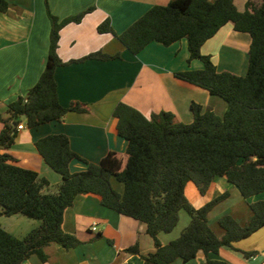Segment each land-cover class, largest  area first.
<instances>
[{"label": "trees", "instance_id": "obj_1", "mask_svg": "<svg viewBox=\"0 0 264 264\" xmlns=\"http://www.w3.org/2000/svg\"><path fill=\"white\" fill-rule=\"evenodd\" d=\"M8 0H0V13L8 11ZM51 23L48 58L37 83L25 96L11 103L7 117H1L0 130V218L22 215L39 225L18 238L0 223V264H23L32 256L44 261V248L56 243L74 248L80 240L63 230V215L78 196L95 195L101 205L145 224L154 251L140 255L138 245L126 250L140 255L143 264L188 262L203 253L206 264H228L211 260L221 248L248 238L264 227V199L249 203L251 218L245 225L230 215L219 218L223 235L218 236L208 223L209 212L228 197L224 193L200 208L185 195L191 182L204 195L218 176L225 177L245 199L264 193V0H247L240 11L235 0H170L154 5L121 34L116 35L109 19L98 26L99 33H112L134 55L152 42L170 46L187 41L188 64L200 60V70L174 73L177 79L207 90L223 99L227 108L222 116L192 103L193 121L182 123L172 112L161 111L150 117L133 106L119 102L113 115L117 134L126 141L124 156L109 152L99 163L75 153L65 134L39 138L35 148L44 162L61 176L52 186L38 172L17 165L9 153L18 136V125L29 128L62 121L69 111L87 112L86 104L74 101L60 104L54 77L58 66L67 64L58 56L61 29L79 23L85 12L60 20L47 9ZM248 33L251 43L244 76L217 70L203 44L224 25ZM101 52L70 62L87 59L109 60ZM80 161L85 168L72 172L70 165ZM123 186L118 192L112 184ZM190 218L180 236L162 244L160 233H170L179 222L180 211ZM245 257L254 253L243 252Z\"/></svg>", "mask_w": 264, "mask_h": 264}, {"label": "crops", "instance_id": "obj_2", "mask_svg": "<svg viewBox=\"0 0 264 264\" xmlns=\"http://www.w3.org/2000/svg\"><path fill=\"white\" fill-rule=\"evenodd\" d=\"M170 0H8L7 12L0 13V130L1 117H7L11 103L25 96L39 80L49 52L51 23L47 9L60 20L85 12L79 23H69L60 31L59 58L67 63L55 69L57 95L60 104L69 107L77 101L86 104L87 112L69 111L62 121L29 128L25 121L9 153L17 165L34 170L52 186L61 182L35 148V142L50 134H65L71 149L84 159L99 163L109 152L124 156L126 141L117 134V119L113 111L119 102L127 103L150 117L161 111L172 112L182 123L193 121L191 104L203 110L211 109L222 116L226 102L207 90L177 79L174 73L200 70V60L188 64L187 41L182 39L170 46L152 42L139 54H132L112 33H99L98 26L109 19L116 35L125 31L154 5H166ZM247 0H235L242 11ZM260 1V0H256ZM251 38L248 33L234 30L232 23L224 25L201 47L209 55L217 70L244 76L248 65ZM101 52L109 60L87 59L70 62ZM85 165L73 161L72 172ZM122 193L123 186L112 180ZM228 193L208 214V223L218 236L223 235L218 220L230 215L241 225L251 218L249 203L264 199V193L245 199L239 190L218 176L202 195L193 183L186 185L185 195L191 205L200 208L214 198ZM16 216V215H15ZM14 216L10 217L13 218ZM9 218V219H10ZM180 229L158 235L162 244L177 238L189 224L187 213H179ZM179 224V222H178ZM177 224V225H178ZM4 228L12 235L23 238L39 225L34 219L19 217ZM95 225L96 230L92 227ZM63 230L80 240L74 248L66 249L52 243L44 248L46 259L32 256L23 264H143L140 255L154 251L152 238L145 224L121 215L100 203L95 195L78 196L63 215ZM177 230V231H176ZM138 245L140 255L126 250ZM234 248H221L218 254H209L211 260L228 264H264V227L235 242ZM243 252L254 253L245 257ZM203 253L188 261L180 259L172 264H206Z\"/></svg>", "mask_w": 264, "mask_h": 264}, {"label": "rangeland", "instance_id": "obj_3", "mask_svg": "<svg viewBox=\"0 0 264 264\" xmlns=\"http://www.w3.org/2000/svg\"><path fill=\"white\" fill-rule=\"evenodd\" d=\"M237 5H238V3H237ZM237 5H236V6H237ZM181 213H186V212L182 210ZM11 217H12V216H11ZM19 217H25V216H22V215H16V216H14L13 218H10V217H7V216H2V217L0 218V223L2 224V226H3L4 228H8V226H9L8 223H9V222L12 223V222H15V221L17 222V219H19ZM9 218H10V219H9ZM26 218H27V217H26ZM182 222H183V221H182ZM182 222L179 221V224L177 225V227H181ZM177 227H176L175 229H180V228H177ZM176 231H177V230H176ZM180 234H181V233H180ZM179 236H180V235H179ZM179 236H178V237H179ZM178 237H177V238H178ZM177 238H175V239H177ZM175 239H174V240H175Z\"/></svg>", "mask_w": 264, "mask_h": 264}, {"label": "built area", "instance_id": "obj_4", "mask_svg": "<svg viewBox=\"0 0 264 264\" xmlns=\"http://www.w3.org/2000/svg\"><path fill=\"white\" fill-rule=\"evenodd\" d=\"M24 128V126L22 124L18 125V130H22ZM92 230L95 231L96 227L95 225L92 227Z\"/></svg>", "mask_w": 264, "mask_h": 264}]
</instances>
